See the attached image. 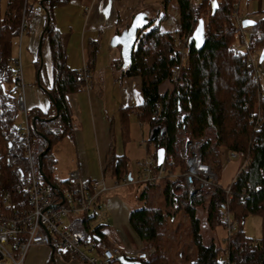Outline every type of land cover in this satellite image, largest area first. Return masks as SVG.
Wrapping results in <instances>:
<instances>
[{
  "label": "trees",
  "instance_id": "trees-1",
  "mask_svg": "<svg viewBox=\"0 0 264 264\" xmlns=\"http://www.w3.org/2000/svg\"><path fill=\"white\" fill-rule=\"evenodd\" d=\"M169 1L162 2L166 5ZM175 1L179 14L177 39L187 38L177 52L176 38L158 26L150 27L154 20L136 33L130 62L123 76L140 78L143 101L135 108L120 110L122 141L128 138L129 123L134 114L137 121L148 129L146 151L153 145V157L156 159L157 150L164 149L167 158H172L169 171L183 173L186 171L185 161L169 150L176 129L184 126L194 140H202L205 128L210 127L216 134V142L205 146L203 152L205 159H211L210 162L215 164L213 168L219 167L216 158L223 150L244 152L247 165L246 171L239 173L227 186L229 195L220 188L208 200L196 193L184 207H181V200H173L171 180L166 178L161 190L163 208L144 207L129 213L132 231L147 249L154 248L147 260L137 261L141 264H172L162 252L158 233L168 217L183 211L187 215L191 240L196 249L195 260L183 264H221L226 250L230 260H235L237 264H264V123L260 130H254L251 123L257 109L264 118V82L256 83L246 69L243 56H234L231 50L236 40L233 11L241 0H215L217 7L214 11L213 0H200L198 4H194L193 0ZM249 1L260 4L262 0ZM30 3L44 13L42 42L46 41L50 49L52 80L51 85L43 89L50 97L48 108L45 111L30 109L29 119L31 122L35 117L38 119L32 136L41 138L45 147H49L41 158L44 176L52 186L61 187L66 183L53 176L55 159L52 148L64 137L72 136L71 111L66 96L84 89L86 84L81 72L67 65L61 35L54 21V10L66 5L68 0H5L4 11L0 0V72L4 77V82H0V96L7 94L17 79L15 74L19 67L13 43L21 35L23 9ZM259 14L261 16L255 20L258 35L250 41V48L264 47V12ZM23 27L27 33L29 28L25 23ZM184 53L185 63L181 59ZM38 65L36 61V68ZM240 69H245V72ZM174 74H177L175 81ZM164 84H168L169 88L161 91ZM9 154L0 103V174L12 192L13 203L18 206L16 202L21 201L25 206V197L15 193L17 178L8 164ZM127 164L124 156L109 158L111 176L116 181L129 179ZM247 186L250 198L244 200L242 191ZM225 207L236 221L235 232L223 249L214 240L204 244L197 210L204 208L206 224L213 231L222 226L220 217ZM248 215L261 218L260 240L249 239L243 233L242 225ZM94 218L95 214H92L84 220L87 233L93 242H104L100 231L102 225H90ZM104 246L109 247L107 244Z\"/></svg>",
  "mask_w": 264,
  "mask_h": 264
},
{
  "label": "built area",
  "instance_id": "built-area-1",
  "mask_svg": "<svg viewBox=\"0 0 264 264\" xmlns=\"http://www.w3.org/2000/svg\"><path fill=\"white\" fill-rule=\"evenodd\" d=\"M32 9V4H27L23 9L24 17L19 39L25 32L23 26L29 19ZM244 19L256 20L252 15L240 10L239 4L235 5L232 22L236 40L231 45V50L234 56H243L246 69L251 73L253 80L262 84L264 60L259 59L264 47L250 48L249 43L258 35V29L256 25L243 27ZM172 21L170 20V23ZM186 40L187 38H176V52ZM181 59L185 63V53L182 54ZM16 64L19 67L15 74L17 79L9 92L0 96V103L5 121L6 140L9 144L8 164L17 178L15 193L25 197V206L21 201L16 202L18 206L13 203L12 192L0 174V264H4L6 260L12 264H21L27 251L34 247H47L54 253L66 252L83 264H113L123 255L111 247L98 250L95 242L88 235L84 222L87 215L94 214L98 209L101 196L109 189L105 179L101 175L87 182L77 170H74L68 173L65 186L54 187L46 181L42 167L39 165L45 145L41 138L32 136L34 126L29 119L30 109L25 105L24 84L18 59ZM240 71L243 73L245 69ZM81 74L86 82L84 89L88 90L91 82L86 65L82 68ZM173 80H177V74L173 75ZM0 82H4L1 72ZM251 123L254 130L262 128L264 118L258 109L253 114ZM216 138L214 131L207 127L203 139L194 140L184 126H179L169 150L172 155L185 161L186 171L171 173L169 168L172 166V158H167L164 150V158L159 165L157 159L151 155H147L143 161L137 163L141 167L138 182L151 187L157 184L164 185L165 179H170V194L173 200H181V207H184L196 193L205 200L214 196L218 188L229 195V187L219 185L218 176L211 163L205 159L203 152V148L213 145ZM223 157L227 162L232 160L238 162L233 180L239 173L246 171L247 157L244 152L226 151ZM117 186L118 181L115 182V187ZM242 196L244 200L250 198L249 186L243 189ZM227 209V207L223 208L220 217V223L226 232L225 242L237 227L236 221ZM6 246H11L12 251ZM153 252L154 248L139 251L126 259L147 260ZM221 264H237V262L230 260L229 251L226 250Z\"/></svg>",
  "mask_w": 264,
  "mask_h": 264
},
{
  "label": "crops",
  "instance_id": "crops-1",
  "mask_svg": "<svg viewBox=\"0 0 264 264\" xmlns=\"http://www.w3.org/2000/svg\"><path fill=\"white\" fill-rule=\"evenodd\" d=\"M32 5V16L25 23L29 30L23 38L28 60L25 61L22 81L26 107L45 111L50 100L43 89L51 85V53L46 41L40 43L45 27L44 13L37 5ZM165 6L162 1L157 4L150 0H68L66 5L54 10V21L61 35L67 65L79 72L86 65L91 80L88 90L81 89L66 96L71 111L72 136L58 142L61 149L52 153L55 166L64 170V175L55 176L58 181L64 182L66 172L74 170L87 182L101 175L105 179L106 171L113 179L109 168V158L113 155L124 156L129 163L130 151L120 148L116 142L120 134L119 112L142 104L141 81L139 77L123 76L125 67L121 46H114L112 39L129 29L135 19L145 21V25L154 20L151 27L158 25ZM35 9H38L37 13ZM36 61L39 63L37 68ZM138 124L146 127L140 122ZM147 155H150L149 151L145 157ZM108 188L106 193L113 191L115 186ZM145 195L142 192L138 199L142 200ZM104 196L102 199L109 208L120 205L113 197ZM130 212L123 207L114 208L111 225L96 224L102 225L100 231L104 236V242L94 243L98 250L107 244L125 258L149 250L130 228ZM21 264L83 263L66 252L54 253L47 247H34L27 251Z\"/></svg>",
  "mask_w": 264,
  "mask_h": 264
},
{
  "label": "rangeland",
  "instance_id": "rangeland-1",
  "mask_svg": "<svg viewBox=\"0 0 264 264\" xmlns=\"http://www.w3.org/2000/svg\"><path fill=\"white\" fill-rule=\"evenodd\" d=\"M150 1L160 4L163 0ZM199 1L200 0H193V3L198 4ZM162 8L163 6L161 9ZM1 9L2 11L5 9V0H2ZM240 10L244 11L245 14L250 13L249 15H252L253 19H256L259 13L264 12V0H262L260 4L249 0H241ZM164 11L165 12L162 14L161 20L157 23L158 25L154 26H158L162 31L170 32L174 38H177L176 31L178 29L179 14L176 1L170 0L169 3L166 4ZM35 12L37 13L38 9H35ZM170 20L173 21L170 23ZM24 36H26V32L22 35V40L17 38L13 43V52L17 59L19 54V66L21 73L24 71L25 61L28 60L25 39L23 41ZM240 50L242 51L243 49ZM166 88H169L168 84H164L161 87V91ZM128 130L129 133L126 141L123 142L121 134H119V136L116 138V142L120 148L124 147L126 150L128 149L130 151L129 163L127 164V172L130 180H120L118 181V186L114 188L116 182L115 178L112 179L110 177L109 171L105 172L104 176L107 186L114 188L113 191L106 193L107 195L105 196L113 197L116 203L120 205L110 206L109 208L104 203L106 202L105 199H102L104 196L103 195L101 197V202L98 205V209H96L94 212L95 218L90 222L91 227H94L96 224L111 225L113 222L111 214L114 208L122 209L123 207L126 208L128 212L144 207L163 208V199L160 195L163 185L157 184L151 187H146L138 182V178L141 175V167L136 165V163L145 159L147 148L144 141H147L148 129L146 127H141L138 124L136 117H132ZM60 146L61 145L57 144L55 147H53L52 153H55L57 150L61 149ZM148 150L149 154L153 157L155 152L153 145H150ZM224 153H226L225 150H223L216 158V161L219 160V167L217 169L213 168L218 176V183L221 187H227L232 182L233 178L235 177L238 165L237 161H225V158L223 157ZM210 161L211 159H208V162ZM211 165L212 167H215V164L213 165V163H211ZM68 173L69 172H66L67 175ZM59 175H64V170L58 166H55L53 176L55 178V176ZM142 192H145L146 195L142 200H139L138 198ZM196 216L199 220L203 243L207 244L210 240H214V242L219 245L220 248H225L226 242L224 240L226 238V232L224 231L223 227L218 226L213 231H211L206 224V212L204 208H199L197 210ZM242 230L247 238L252 240H260L262 237L261 218L258 215H248L243 222ZM158 234L162 243V252L165 254V256H167L172 264H183L191 260H195L196 249L191 240L189 222L185 212H179L172 218L168 217L163 228L159 230ZM6 247L9 249V251H12L11 246ZM4 264H10L9 260H6ZM113 264L119 263L115 262Z\"/></svg>",
  "mask_w": 264,
  "mask_h": 264
},
{
  "label": "water",
  "instance_id": "water-1",
  "mask_svg": "<svg viewBox=\"0 0 264 264\" xmlns=\"http://www.w3.org/2000/svg\"><path fill=\"white\" fill-rule=\"evenodd\" d=\"M216 7H217L216 1L213 0L212 1V11H214ZM145 23H146L145 21H141L140 19H135L129 29H127L126 31H123L120 35L114 36V38L112 39V44H114V46L116 45L121 46V53H122L124 67H127L130 62V54L136 42L137 30L144 27ZM254 25H255L254 20L244 19L242 21L243 27L254 26ZM41 41H42V36L40 38V43ZM259 60L260 61L264 60V48L262 49ZM37 120L38 119L36 117L33 119V122H32L33 126L35 125V121ZM7 146L9 147V144H7ZM48 148H49L48 146L45 147L42 156L47 152ZM163 158H164V149L157 150L156 159H157L158 165L162 163ZM39 165L42 167V159L39 160ZM129 180H130V177H129ZM117 262L119 264H141L138 261L129 260V259L124 258L123 256L119 257L117 259Z\"/></svg>",
  "mask_w": 264,
  "mask_h": 264
}]
</instances>
